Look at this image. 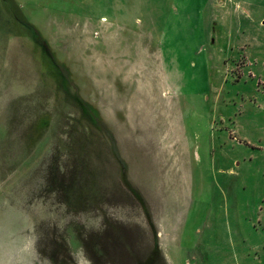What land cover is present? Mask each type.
Wrapping results in <instances>:
<instances>
[{"label":"rangeland","instance_id":"1","mask_svg":"<svg viewBox=\"0 0 264 264\" xmlns=\"http://www.w3.org/2000/svg\"><path fill=\"white\" fill-rule=\"evenodd\" d=\"M156 245L264 264V0H0V264Z\"/></svg>","mask_w":264,"mask_h":264},{"label":"flooded vegetation","instance_id":"2","mask_svg":"<svg viewBox=\"0 0 264 264\" xmlns=\"http://www.w3.org/2000/svg\"><path fill=\"white\" fill-rule=\"evenodd\" d=\"M28 28H30V25L29 24H27V29ZM30 34L32 35V38H33V40H35L36 43L39 42L40 47H41V52L43 53V51H44L45 54H48V55L51 56L53 62L55 63V68H54V70H52V72L57 76L56 77V81H57V79H58V72L59 71L61 72V68H60V66L56 62V55H55L54 51L49 47V45L47 44V42L45 41V39L43 38V36L41 34L39 35V33L37 32L36 37H34V35H33L32 32H30ZM88 108H90V106H88ZM90 113H91L90 116L93 119V121L95 123H98V120L99 119L97 117L98 116L97 115V112L92 109Z\"/></svg>","mask_w":264,"mask_h":264},{"label":"trees","instance_id":"3","mask_svg":"<svg viewBox=\"0 0 264 264\" xmlns=\"http://www.w3.org/2000/svg\"><path fill=\"white\" fill-rule=\"evenodd\" d=\"M59 71V70H58ZM60 74V71L58 72V75ZM58 80V79H57ZM57 83V82H56ZM76 97H77V95H76ZM76 101H77V104L79 105V107L82 109V113L84 114V115H86L87 117H90L91 118V116H90V112H91V110L93 109V110H96V109H94L93 107H91L88 103H86V102H82L81 101V99L79 98V99H76ZM88 106H90V108H88ZM86 117V118H87ZM92 119V118H91ZM93 120V119H92ZM94 122V121H93ZM157 246L158 245H156L155 246V250L156 251H154V256L152 255L151 257H150V260H149V262L147 263V264H151V263H153L154 262V260H156L155 258H156V255L158 254V252H159V248H157ZM157 261V260H156Z\"/></svg>","mask_w":264,"mask_h":264},{"label":"crops","instance_id":"4","mask_svg":"<svg viewBox=\"0 0 264 264\" xmlns=\"http://www.w3.org/2000/svg\"><path fill=\"white\" fill-rule=\"evenodd\" d=\"M28 24L30 25V29H31V32L33 33L34 37H36L37 35V30H36V26L32 25L31 23L28 22ZM39 35L41 34L40 32H38Z\"/></svg>","mask_w":264,"mask_h":264}]
</instances>
